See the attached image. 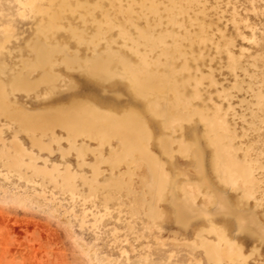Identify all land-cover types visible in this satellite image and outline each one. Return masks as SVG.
<instances>
[{"label": "rangeland", "instance_id": "374dc122", "mask_svg": "<svg viewBox=\"0 0 264 264\" xmlns=\"http://www.w3.org/2000/svg\"><path fill=\"white\" fill-rule=\"evenodd\" d=\"M142 63L166 78L149 95L189 112L169 129L128 85ZM83 104L144 120L169 181L160 199L136 152L110 164L117 137L24 123ZM211 114L248 181L218 177ZM183 183L199 193L180 218ZM239 211L264 226V0H0V264H264V229Z\"/></svg>", "mask_w": 264, "mask_h": 264}, {"label": "bare ground", "instance_id": "6f19581e", "mask_svg": "<svg viewBox=\"0 0 264 264\" xmlns=\"http://www.w3.org/2000/svg\"><path fill=\"white\" fill-rule=\"evenodd\" d=\"M40 49L41 47L37 46L38 52ZM97 63L99 64L97 67L105 66L103 61ZM142 65V70L129 67L128 85L134 95L142 98L146 110L159 117L165 128L169 129L175 121L180 120L179 118L189 116V112L183 106L176 108L171 114L166 103H162L158 98L149 95L151 88L160 86L166 78L152 73L145 63ZM104 69L105 72H108L107 68ZM173 87L175 88V85ZM179 101H181V97L176 95L175 102ZM202 118L206 121V128L211 133L209 140L213 149L214 168L220 180L232 186L238 185L239 178L242 181H248L251 173L248 167L237 158L224 119L219 114L202 115ZM24 123L34 131H47L54 125H58L65 129L70 137L74 138L82 132L90 133L95 137L99 133L103 137L115 136L120 143L121 155L116 153L108 159L112 166L116 164L120 156L131 155L132 157L133 152H136V163L144 170L141 179L146 186L149 197L160 199L168 188L169 181L164 167L148 148L150 131L144 120L133 111L124 110L117 114L110 110L83 104L65 110L50 111L38 116L27 115ZM31 137L35 143L39 142L36 136L32 135ZM171 139L169 135H163L160 138L159 144L163 152H168L170 149ZM181 189L184 196L178 204V213L180 218H185L194 210V201L199 189L196 184L192 183H183ZM217 203L219 209H226L221 201L218 200ZM237 216L241 227H251L255 230L264 229V226L262 227L256 219L244 215L241 211L238 212ZM219 232L225 242L227 254H232L235 251V246L222 231Z\"/></svg>", "mask_w": 264, "mask_h": 264}]
</instances>
